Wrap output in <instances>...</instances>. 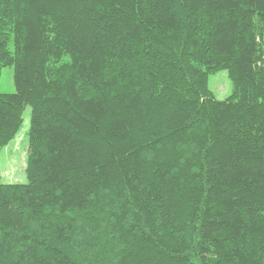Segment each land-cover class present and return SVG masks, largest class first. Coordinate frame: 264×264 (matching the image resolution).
Here are the masks:
<instances>
[{"label": "trees", "instance_id": "16d2710c", "mask_svg": "<svg viewBox=\"0 0 264 264\" xmlns=\"http://www.w3.org/2000/svg\"><path fill=\"white\" fill-rule=\"evenodd\" d=\"M6 66L0 264H264V0H0Z\"/></svg>", "mask_w": 264, "mask_h": 264}, {"label": "rangeland", "instance_id": "374dc122", "mask_svg": "<svg viewBox=\"0 0 264 264\" xmlns=\"http://www.w3.org/2000/svg\"><path fill=\"white\" fill-rule=\"evenodd\" d=\"M209 87L219 100L226 99L233 92V83L227 70H220L209 76ZM16 91L13 68L3 67L0 72V92ZM31 107L24 112V122L16 136L0 148V183H27V158L29 154V129Z\"/></svg>", "mask_w": 264, "mask_h": 264}]
</instances>
